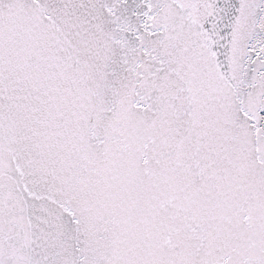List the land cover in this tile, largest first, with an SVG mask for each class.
Returning <instances> with one entry per match:
<instances>
[{"label":"snow or ice","instance_id":"snow-or-ice-1","mask_svg":"<svg viewBox=\"0 0 264 264\" xmlns=\"http://www.w3.org/2000/svg\"><path fill=\"white\" fill-rule=\"evenodd\" d=\"M0 264H264V0H0Z\"/></svg>","mask_w":264,"mask_h":264}]
</instances>
